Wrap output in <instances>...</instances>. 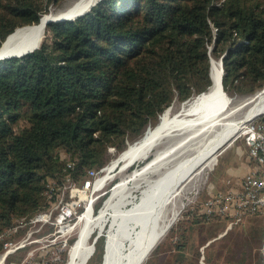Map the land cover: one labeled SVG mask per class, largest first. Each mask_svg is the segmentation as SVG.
Here are the masks:
<instances>
[{
    "label": "trees",
    "instance_id": "1",
    "mask_svg": "<svg viewBox=\"0 0 264 264\" xmlns=\"http://www.w3.org/2000/svg\"><path fill=\"white\" fill-rule=\"evenodd\" d=\"M64 1L0 0V46ZM210 57H222L229 95L264 87V0H99L47 22L33 51L0 59V233L48 210L66 178L99 170L109 147L120 152L175 100L205 91ZM194 214L193 223L226 220ZM176 230L167 238L172 264L189 255ZM103 241L86 264L99 262Z\"/></svg>",
    "mask_w": 264,
    "mask_h": 264
},
{
    "label": "bare ground",
    "instance_id": "2",
    "mask_svg": "<svg viewBox=\"0 0 264 264\" xmlns=\"http://www.w3.org/2000/svg\"><path fill=\"white\" fill-rule=\"evenodd\" d=\"M92 1L78 0L69 7V11L60 15L71 17L87 8ZM46 16L44 14L36 24L17 28L10 33L0 53L20 52L39 45L44 36ZM216 60L211 63L212 81L205 91L180 102L177 108L168 106L154 125L147 126L141 136L129 142L103 169L104 173L96 185L109 180L116 166L124 169L136 160H143L140 168L133 169L128 177L112 187L97 213H92V204L87 203L78 219L77 237L65 264H82L91 251L89 236L94 229L102 231L106 223L102 264H141L144 255L147 256L166 234L182 210V200L167 207L182 184L200 173L237 132L243 128L246 130H242V133L250 131L246 122L264 111V87L232 104L220 86V59ZM237 113L240 114L238 117ZM190 138L196 140L195 149L181 156L178 152ZM169 158L172 165L148 181L138 200L130 198V182L135 183L138 176L167 163ZM128 204L130 206L127 207ZM3 260L1 256L0 264Z\"/></svg>",
    "mask_w": 264,
    "mask_h": 264
},
{
    "label": "rangeland",
    "instance_id": "3",
    "mask_svg": "<svg viewBox=\"0 0 264 264\" xmlns=\"http://www.w3.org/2000/svg\"><path fill=\"white\" fill-rule=\"evenodd\" d=\"M77 1L78 0H65L60 5H52L49 12H47L45 15L52 13L53 16H58L60 13L69 11V7L75 4ZM98 1L99 0L92 1L91 4L84 10L90 9ZM213 59L216 60L215 58ZM225 93L227 94L228 98L232 100V104L245 97L243 95H229L227 92ZM171 105L177 108L180 105V102L175 100ZM239 115V113L236 114L237 117ZM262 122H264V111L249 119L246 124L249 125V127L257 128L258 124ZM242 130H246V128H243ZM242 130L233 136L229 144H226L217 152V155L212 158L211 162L200 173H196L194 177L190 179V181L184 182L180 190L177 192L178 194L173 196L171 199V203H167L168 207L173 202L178 203L179 200H182V210L171 224L166 234L156 243L149 254L143 259L141 264H172V261L176 258V256H173V253H168L166 251L169 247L167 238L173 228L177 229L176 235H174L176 236L177 240H180L178 234L183 232V241H180V243H183L184 250L187 249L183 252V254L186 251V253L189 254L187 259L186 257H183V262L178 264H193L190 263L191 259L189 258L194 256L193 251H195V249L196 252H199V254L197 255V253H195L196 259H194V261H197L198 263L194 262V264H257V255H249L248 257L242 256V258H240L241 260L229 259L228 233L227 235L221 237V234H223L226 230V221H219V219H214L216 222L207 221L203 223H193L190 221V218L195 215L194 212L197 208L199 212L202 211L204 207V201L212 193L224 192L225 189L234 186V184H231L232 182H230L227 184V188H225L228 179L233 177L232 174L236 170H241L240 168H243L245 165H249L250 169L255 166V163H253L248 155V147L246 146V138L248 135L250 136V133H242ZM195 146V138H190V140L183 144L182 147L184 148H180L181 150L178 153L181 156H184L188 153H191L192 150L195 149ZM109 151L111 152L112 157L104 164V166H102L103 169L108 167V165H110V163H112V161L119 154V152H115V150ZM142 161L143 160L140 159L136 160L124 169H121L120 166H116L115 170L112 172L113 176L109 180L104 181L100 185H96L97 180L104 173L102 170L97 174L96 177L92 179V182L88 188H83L82 186L86 177L81 180L66 178L58 186V196L54 202L55 209L53 210L52 216L50 218L51 223H45L42 227L38 226L37 224L28 223L24 227L22 226L21 229H18V231L12 232L10 234L12 242L24 239L25 243L21 248L8 254L5 259L7 260V258L10 256L11 260H9L8 263L4 260V262L2 261V264L40 263L41 260L38 256L40 254L44 255L43 260L46 262L49 261V263H51L54 261L58 264H65L70 247L77 237V231L79 228L78 219L83 214L87 205L91 203L92 213H97L104 200L110 194L112 187L122 178L128 177L133 169L137 167L140 168L143 164ZM170 161L171 159L169 158L166 160L167 163H162L154 167L156 169H148L146 172L141 174V176L137 177L135 183L134 181H131L129 184L132 186L131 194H129L131 196L130 198L134 197L135 200H138L143 187L146 186L148 181L158 177L161 172H163L167 167L171 166L172 162ZM245 175L246 174H244L242 177ZM98 186L100 187L98 188ZM72 187L77 189L72 191ZM100 197L102 198L101 200ZM96 204L98 205L96 206ZM128 206H130V204H128L127 207ZM105 225L108 226V223ZM106 226H104L101 232L102 234L105 233L107 228ZM98 233L99 229H94V231L89 236V241H92ZM42 236L43 239L41 241L38 240L41 239L39 237ZM98 238L99 236L97 239ZM230 239L233 240L232 236ZM208 241H210V243H208ZM51 242L55 243L51 245ZM104 243L105 240L103 241V250ZM155 253H160L163 255L159 257L157 256L158 254L153 256ZM227 253L228 255H225ZM94 262V264H102V255L98 263L96 260Z\"/></svg>",
    "mask_w": 264,
    "mask_h": 264
},
{
    "label": "built area",
    "instance_id": "4",
    "mask_svg": "<svg viewBox=\"0 0 264 264\" xmlns=\"http://www.w3.org/2000/svg\"><path fill=\"white\" fill-rule=\"evenodd\" d=\"M249 133L250 136L248 135L246 138V146L248 147V155L255 166L238 180L236 186L225 189L224 192L212 193L204 201L202 209V213L207 218L224 217L227 220V227L241 222L249 215L261 214L264 216V122L258 124L257 128L250 127ZM109 150H113V148L109 147ZM102 170L103 167L99 170H89L82 184L83 188H88L92 179ZM76 189L75 187L71 188L72 191ZM54 207L55 204L53 203L50 209L37 212L27 221L21 218L1 232L0 239L2 240L3 249L0 256L5 260L8 254L21 248L25 243L24 239L12 242L10 238L12 232L18 231L19 228L28 223L37 224L40 227L45 223H49ZM39 238L41 239L38 240L41 241L43 236ZM54 243L51 242V245ZM38 256L42 262H46L43 260L44 255L40 254Z\"/></svg>",
    "mask_w": 264,
    "mask_h": 264
},
{
    "label": "crops",
    "instance_id": "5",
    "mask_svg": "<svg viewBox=\"0 0 264 264\" xmlns=\"http://www.w3.org/2000/svg\"><path fill=\"white\" fill-rule=\"evenodd\" d=\"M240 169L241 170H236L232 174L233 177L228 179L225 188H227V184L230 182L236 186L238 180L249 171L250 166L245 165ZM222 220L227 222V220ZM227 226L224 233L221 234V237L228 233L230 259L241 260L240 258H242V256L248 257L249 255H257L256 263L264 264V216L261 214L246 216L241 222L229 227ZM231 236L233 240L230 239ZM208 243H210V241H208ZM195 262L198 263L197 261Z\"/></svg>",
    "mask_w": 264,
    "mask_h": 264
},
{
    "label": "water",
    "instance_id": "6",
    "mask_svg": "<svg viewBox=\"0 0 264 264\" xmlns=\"http://www.w3.org/2000/svg\"><path fill=\"white\" fill-rule=\"evenodd\" d=\"M89 10V9H88ZM88 10H82V11H80L79 13H77V14H75V15H73L72 17H63L62 15H58V16H53V14L52 13H49L47 16H46V18H45V20H44V23L46 24L47 22H50V21H62V20H67V19H74L75 17H77V16H79V15H81V14H84L85 12H87ZM41 19V18H40ZM25 26H28V25H25ZM22 27H24V26H22ZM20 28V27H19ZM16 30V29H15ZM9 36V35H8ZM7 36V37H8ZM6 37V38H7ZM5 41V40H4ZM3 44V43H2ZM1 47H2V45L0 46V50H1ZM38 47V45L37 46H34V47H32V48H28V49H25V50H23V51H20V52H15V53H6V54H4V53H0V59H4V58H8V57H21V56H23V55H25L26 53H29V52H31V51H33L34 49H36ZM223 57V56H222ZM222 57L220 58V60H219V62L218 63H220V66H221V74H220V86H221V88L223 89V87H222V76H223V73H224V71H223V61H222ZM214 59H213V57H210V63H212V61H213ZM211 68V67H210ZM210 77H211V70H210ZM212 79V78H211ZM225 92V91H224ZM127 144H128V142H127ZM104 226H105V224L103 225V228H104ZM101 230H103V229H101ZM102 231H100L97 235H96V237L91 241V251L86 255V257L83 259V261H82V264H86L87 263V261H88V259L90 258V256L94 253V251H95V242H96V240H97V237L98 236H100V235H104L105 236V241H106V233H101ZM104 248H105V243H104ZM104 251V250H103ZM103 254H102V259H103ZM144 257H146V254L144 255Z\"/></svg>",
    "mask_w": 264,
    "mask_h": 264
}]
</instances>
